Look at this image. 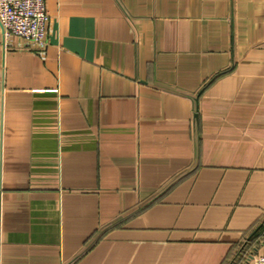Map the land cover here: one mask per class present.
<instances>
[{
	"label": "crops",
	"instance_id": "obj_1",
	"mask_svg": "<svg viewBox=\"0 0 264 264\" xmlns=\"http://www.w3.org/2000/svg\"><path fill=\"white\" fill-rule=\"evenodd\" d=\"M0 24V264L264 254V0H47Z\"/></svg>",
	"mask_w": 264,
	"mask_h": 264
},
{
	"label": "built area",
	"instance_id": "obj_2",
	"mask_svg": "<svg viewBox=\"0 0 264 264\" xmlns=\"http://www.w3.org/2000/svg\"><path fill=\"white\" fill-rule=\"evenodd\" d=\"M51 16L47 0H0V24L4 36L16 35L44 49L48 45ZM252 264H264V254H251Z\"/></svg>",
	"mask_w": 264,
	"mask_h": 264
}]
</instances>
